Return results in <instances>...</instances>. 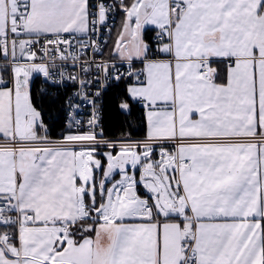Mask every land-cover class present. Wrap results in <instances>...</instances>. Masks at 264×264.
Wrapping results in <instances>:
<instances>
[{
  "label": "snow or ice",
  "instance_id": "obj_1",
  "mask_svg": "<svg viewBox=\"0 0 264 264\" xmlns=\"http://www.w3.org/2000/svg\"><path fill=\"white\" fill-rule=\"evenodd\" d=\"M0 264H264V0H0Z\"/></svg>",
  "mask_w": 264,
  "mask_h": 264
},
{
  "label": "trees",
  "instance_id": "obj_2",
  "mask_svg": "<svg viewBox=\"0 0 264 264\" xmlns=\"http://www.w3.org/2000/svg\"><path fill=\"white\" fill-rule=\"evenodd\" d=\"M37 85H38V81H37ZM34 91H35V89H34Z\"/></svg>",
  "mask_w": 264,
  "mask_h": 264
},
{
  "label": "built area",
  "instance_id": "obj_3",
  "mask_svg": "<svg viewBox=\"0 0 264 264\" xmlns=\"http://www.w3.org/2000/svg\"><path fill=\"white\" fill-rule=\"evenodd\" d=\"M38 84H39V81H38ZM38 86V85H37Z\"/></svg>",
  "mask_w": 264,
  "mask_h": 264
},
{
  "label": "crops",
  "instance_id": "obj_4",
  "mask_svg": "<svg viewBox=\"0 0 264 264\" xmlns=\"http://www.w3.org/2000/svg\"><path fill=\"white\" fill-rule=\"evenodd\" d=\"M38 81V80H37Z\"/></svg>",
  "mask_w": 264,
  "mask_h": 264
}]
</instances>
